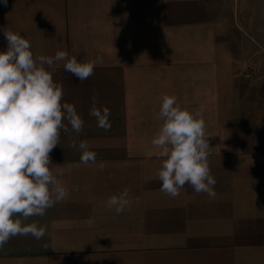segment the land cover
Returning <instances> with one entry per match:
<instances>
[{
  "label": "crops",
  "instance_id": "crops-1",
  "mask_svg": "<svg viewBox=\"0 0 264 264\" xmlns=\"http://www.w3.org/2000/svg\"><path fill=\"white\" fill-rule=\"evenodd\" d=\"M5 27L34 56L102 63L84 82L58 63L53 79L84 119L50 153L69 196L24 221L45 236L11 238L0 264H264V0H0V51ZM164 94L203 114L214 198L160 191L151 140ZM93 96L111 110L107 131ZM125 188L133 203L116 214L106 200Z\"/></svg>",
  "mask_w": 264,
  "mask_h": 264
},
{
  "label": "clouds",
  "instance_id": "clouds-1",
  "mask_svg": "<svg viewBox=\"0 0 264 264\" xmlns=\"http://www.w3.org/2000/svg\"><path fill=\"white\" fill-rule=\"evenodd\" d=\"M2 31L7 49L0 51V248L16 236L41 240L47 225L24 221L43 217L69 196V189L51 170L50 153L60 144L62 134H80L84 119L74 103L63 100V86L53 79L58 63L63 62L64 72L81 82L102 63L99 56L78 61L65 50L56 51L54 56H34L26 38L7 27ZM96 105L93 96L89 115L98 128L107 131L111 110ZM156 118L163 121L151 140L161 160L156 173L160 191L175 198L188 184L196 194L214 198L217 181L208 163L210 146L203 114L182 108L176 96L164 94ZM70 146L81 153V163H97L87 140H73ZM98 167L103 171L105 165L100 162ZM132 203L130 190L125 188L108 197L105 206L122 214Z\"/></svg>",
  "mask_w": 264,
  "mask_h": 264
}]
</instances>
